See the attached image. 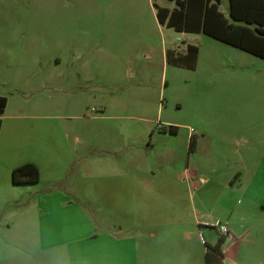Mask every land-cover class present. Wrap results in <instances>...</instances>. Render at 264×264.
I'll use <instances>...</instances> for the list:
<instances>
[{
  "label": "rangeland",
  "instance_id": "rangeland-1",
  "mask_svg": "<svg viewBox=\"0 0 264 264\" xmlns=\"http://www.w3.org/2000/svg\"><path fill=\"white\" fill-rule=\"evenodd\" d=\"M173 6L171 0H0V96L7 100L1 132L13 131V138L22 142L20 150L29 152L32 146L27 149L23 139L37 136V128L41 135L48 130L55 136L53 128L64 132L67 121H82L91 158L111 155L123 170L136 169L142 189L135 205L123 196L121 217L92 200L90 206L75 200L64 214L60 207L51 208L49 223L40 225L49 227L58 245L45 254L38 251L47 239H37L34 194L16 187L21 190L17 200L0 207V219L9 228L2 230L7 232L0 243L2 264H15L14 250H27L37 264H111L114 259L106 249L112 242L120 253L117 264H134L135 257V264H163L155 254L148 258L145 250L191 254L202 250L200 241L211 245L219 237L213 224L222 222H214L220 209L208 188L196 189L186 176L185 183H174L181 198L176 205L158 202L163 199L157 192V201L149 200L146 191L170 181L166 170L212 164V157L183 149L185 134H209L219 105L264 104V60L232 48L240 57L234 54L231 62L216 64L215 56L204 57L202 45L195 69L162 60V49L183 50L185 45L184 33L155 18V7ZM219 8L227 13V0H219ZM56 50L65 57L58 67L51 62ZM221 70L231 72L233 80H222ZM58 71H83L88 80L82 89L58 88ZM170 124L176 127L172 133ZM101 148L110 153L100 154ZM227 199L223 193L218 203ZM153 218L158 220L155 228L148 224ZM192 228V234L175 232ZM150 229L152 238L147 236Z\"/></svg>",
  "mask_w": 264,
  "mask_h": 264
},
{
  "label": "crops",
  "instance_id": "crops-1",
  "mask_svg": "<svg viewBox=\"0 0 264 264\" xmlns=\"http://www.w3.org/2000/svg\"><path fill=\"white\" fill-rule=\"evenodd\" d=\"M174 7L175 4L171 8H164L170 11ZM217 9L225 18L229 19L228 1L227 13L220 10L219 2ZM179 33L185 34V37L182 38L185 41L183 50L162 49V60L165 61L167 53L180 56L185 54L187 45H194L197 49L193 69L196 68L201 45L204 57L206 55L215 56L213 60L217 62L216 64L223 65L225 62H231L232 55L235 54L237 57L241 55L232 50L236 47L201 32ZM63 44L62 41L61 47ZM70 53L71 59L77 58V54L75 55L71 49ZM64 59L61 50L59 52L56 50L51 57V62L54 67H58ZM225 70L219 71L220 78L232 81V73ZM55 79L58 88L82 89L88 76L83 71L65 74L58 71ZM15 119H18V116ZM15 122H13L14 130L17 129L16 123H18ZM1 129L0 119V207L5 206L7 202L17 200L21 190L16 187H26L25 191L34 194L38 209L37 239L40 242L43 238L47 239L44 245H40L39 252L48 254L52 250H56L55 247L58 245L52 241L51 238L54 236L47 231L49 227L40 225L49 223V218L54 214L51 208L60 207L61 213L64 214L67 211L65 207L72 206L73 201L88 202L90 206L91 202L89 201L92 200L100 207L113 208L114 213L121 217L123 196L129 198L130 204L135 205L136 192L140 188L136 169L123 170L120 161H116L111 155L105 156L104 159L100 157L92 159L89 149L90 136L88 130L84 129L82 121L73 123L67 121L64 132L61 129L53 128L56 131L55 136H50L48 130L41 135V130L37 128V136L31 135L23 139L28 145L27 149L32 146V150H28L29 152L20 150L22 142H19L17 137L13 138L15 137L12 134L13 131L4 135ZM17 130L14 132L16 133ZM190 137L194 138L195 144L192 151H187ZM185 148L187 153L195 155L202 153V156L212 157V164L208 168L200 166L199 168L202 170L188 165L177 170H166L164 173L170 181L160 185L158 183L150 185L149 193L146 191V198L149 200L154 198L156 202L157 199L154 196L157 192L163 199L158 202L176 205L181 198L176 194L177 189L174 183H185V179L190 177L196 189L208 188L213 196V198L210 197L211 201L214 205L217 203L216 208L220 209L217 210V216H214L216 218L214 222L219 220L220 223L221 220L220 224H224L227 228V234L224 235L221 244L223 264H264V104L219 105L217 118L211 132L209 134L204 131H198L197 134L187 132L183 143V149L185 150ZM12 149L13 152H11ZM98 151L105 155L110 153L103 148ZM115 153L116 151L113 152V154ZM26 163L32 164L36 168L37 181L12 183L11 171ZM92 170L101 171L91 173ZM179 172H182V178L178 176ZM150 173L154 175V171ZM202 173H205L206 177H203ZM93 179L96 180L91 182ZM223 193H226L228 199L220 204L218 201L222 199ZM41 218L43 219L41 220ZM5 222L0 219V243L3 234H7L6 230L2 232L3 228L7 227L5 226L7 222ZM155 222L158 220L154 221L153 218L148 221V224L152 226L151 228H155L158 225ZM195 222H198L197 218H194ZM200 222L207 223L206 221ZM189 230L175 229V232L177 234L184 232L192 234L194 232L193 228ZM147 236L152 238L155 236V232L150 229ZM202 243L205 244L200 241V245ZM112 244L113 247L106 250L110 251L114 259L111 264H117L116 259L120 253L118 247L113 242ZM204 247L203 245L202 250L191 254H186L184 252L186 250H181V254H177L174 250H145V255L150 258L155 254L156 257H160L163 264H204ZM1 251L2 246H0ZM14 251L15 264H23L25 260L29 264H37V259H34L33 254L27 250ZM136 252L133 248L132 254L136 256ZM1 256L0 253V260H2Z\"/></svg>",
  "mask_w": 264,
  "mask_h": 264
},
{
  "label": "trees",
  "instance_id": "trees-1",
  "mask_svg": "<svg viewBox=\"0 0 264 264\" xmlns=\"http://www.w3.org/2000/svg\"><path fill=\"white\" fill-rule=\"evenodd\" d=\"M228 16L225 18L217 9L219 0H173L175 7L170 11L155 7V18L159 25L176 32H201L223 43L264 59V0H227ZM196 47L187 45L185 54H166L167 61L176 67L193 69ZM6 98L0 96V115ZM175 126L169 125L172 133ZM195 140L190 137L187 151H192ZM37 170L29 163L11 171V182L15 184L37 181ZM224 236L219 235L213 244H204V264H223L221 244Z\"/></svg>",
  "mask_w": 264,
  "mask_h": 264
},
{
  "label": "built area",
  "instance_id": "built-area-1",
  "mask_svg": "<svg viewBox=\"0 0 264 264\" xmlns=\"http://www.w3.org/2000/svg\"><path fill=\"white\" fill-rule=\"evenodd\" d=\"M213 228L219 232L220 235L227 234V228L224 224H214Z\"/></svg>",
  "mask_w": 264,
  "mask_h": 264
}]
</instances>
